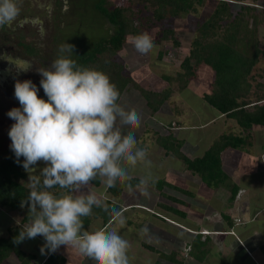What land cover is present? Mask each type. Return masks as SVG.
Segmentation results:
<instances>
[{
    "label": "trees",
    "instance_id": "trees-1",
    "mask_svg": "<svg viewBox=\"0 0 264 264\" xmlns=\"http://www.w3.org/2000/svg\"><path fill=\"white\" fill-rule=\"evenodd\" d=\"M207 1L209 0H124L120 5H112L108 0H99L97 12L114 26V31L110 36L95 42L91 49L81 53L76 62L79 66L104 72L116 86L120 96L124 91L128 92L131 85L144 97L152 115L159 112L176 92L184 91L192 80L197 79L203 65L209 66L212 69L213 80L210 90L203 95L204 100L215 110L235 119L243 133L237 135L230 132L217 136L204 154L196 157H189L185 153L184 141L178 139L173 132L159 134L156 142L166 154H172L182 161L186 169L200 175L209 186H218L227 180V174L223 169V153L227 149L249 145L253 126H264V82L261 80L264 77V68H258L259 63L264 60V49L261 48L257 37L258 25H264V10L258 11L256 5L246 3L248 0H215L217 6L207 18L198 22L195 37L188 49L182 53L180 70L173 75L163 73V77L173 85L162 91L146 88L129 77L126 74L128 66L119 57L129 36L146 34L145 27H150L154 22H163L169 18L179 17L183 13L197 12L198 7L204 6ZM232 3L240 5V9L233 10ZM148 11H151L150 16H144L143 13ZM157 37L155 41L160 46L157 55L159 61L166 59L168 44L171 43L172 47L178 50L182 45L171 27L162 29ZM22 162L23 157L17 162L13 151L0 158L2 207L18 209L21 207V200H25L29 194L28 180L26 181L28 175ZM140 179L141 177L134 176L128 181H117L115 187L107 190L119 197L129 185L131 188L143 187ZM155 180V184H149L148 188L159 191L165 200V202L160 200L158 205H162L166 211L185 215V211H178L175 204L179 200L168 190H180L184 193L187 190L166 178ZM90 183L97 187L102 184L99 177ZM52 191L59 193L62 190L56 188ZM236 195L237 191L231 194L232 201ZM104 201L110 207L115 206L119 211H123L122 205L118 202L111 199ZM25 206L28 208L27 204ZM155 216L166 221L162 216ZM99 218L103 222L102 229L113 222L106 212L94 206L92 214L82 218L84 230L90 232L93 220ZM28 223L27 212L20 224L11 225L8 228V235L0 237V264H5L11 256L18 259L17 264L34 263L37 255L24 250L26 239L14 243L22 226ZM144 246L159 253L154 264H181L176 251H160L149 244ZM206 246L207 240L196 237L190 244L189 254L202 262L207 257ZM67 260L68 257L57 249L54 253L51 252L42 264H66Z\"/></svg>",
    "mask_w": 264,
    "mask_h": 264
},
{
    "label": "clouds",
    "instance_id": "clouds-1",
    "mask_svg": "<svg viewBox=\"0 0 264 264\" xmlns=\"http://www.w3.org/2000/svg\"><path fill=\"white\" fill-rule=\"evenodd\" d=\"M18 0H0V27L10 25L19 14ZM141 55L154 51L148 34L129 37ZM74 46H60L61 55L51 66L37 69L40 86L47 99L38 96L31 80H17L14 95L20 107L9 110L14 121L9 130L10 148L17 162L28 173L38 162L45 166L39 176L29 175V194L21 200L28 205L29 223L22 226L14 243L34 239L45 240L41 253H54L60 246L72 247L95 264H129L128 241L116 231L84 230V217L93 207L101 208L113 222L125 224L123 213L110 207L95 191H83L97 177L106 189L117 181L131 179L129 169L138 164L151 167L146 151L137 146L136 137L122 134L120 125L138 128L141 118L135 110L126 111L119 103V91L102 71L82 67L70 58ZM68 53L69 55H63ZM32 64H14L16 71L27 72ZM42 177V179H41ZM149 173L140 179L143 195L148 197L149 184H155ZM59 188V193L52 191ZM131 190V185H129ZM63 190H67V193Z\"/></svg>",
    "mask_w": 264,
    "mask_h": 264
},
{
    "label": "rangeland",
    "instance_id": "rangeland-1",
    "mask_svg": "<svg viewBox=\"0 0 264 264\" xmlns=\"http://www.w3.org/2000/svg\"><path fill=\"white\" fill-rule=\"evenodd\" d=\"M108 1L112 5H120L122 2H124V0ZM90 2L91 0H80L79 2L81 4L80 10L82 13H78V30L77 27H65L67 29V33L71 32L73 35L78 33V42L81 45L80 49L78 50V56L84 51L91 49L95 42L109 36L110 32L112 34L114 31V26L109 23L102 15H100L97 12V7L95 5H91ZM246 3L256 5L258 11L264 10V0H248ZM217 4V1L209 0L204 6H199L197 12L183 13L179 17L169 18L163 22H154L150 25V27H145V33L152 38L155 45L154 51L147 55H141L135 49V47L129 42V37H131L129 36L124 49L119 53L120 59L123 60L128 66L126 68V74L149 89L165 90L172 86V82H168L163 77V73L173 75L176 71L180 70L182 53L188 49L191 40L195 37L198 22L207 18L209 14L215 9ZM240 7V5L232 3L233 10L240 9ZM143 14L144 16H150L151 11L144 12ZM165 27H171L175 30L177 36L181 40L182 45L178 50L175 47H172L171 43L168 44L166 47L168 51L166 59L159 61L157 59V50L160 49V46L156 44L155 40ZM259 28H261L260 32L258 31ZM257 34L259 40H262L260 45H264L263 24L258 25ZM258 68H264V60L259 63ZM212 80V69L207 65H203L201 71L199 72L198 78L193 80V85L190 87V89L173 95L168 103H165L157 115H152L150 113V109L148 108L144 97L138 91L133 89L130 83L128 84L130 85V90H128V92L124 91L121 94L119 104L124 107L126 111L135 110L141 118V123L138 128H129L128 126L120 125L118 121L117 126L120 127L122 134L131 132L136 137L137 146L140 147L141 144V148H143L146 153H149L146 156L149 157L147 160L151 161L150 168H145L143 164H138L135 169L130 168L129 174L131 177L137 175L142 176L143 173L145 175L151 173V175L156 179L158 178V175L165 171L164 169L167 168L166 164L163 163V165H160L157 162L159 159V155L157 154L158 145L155 140L156 135L153 133L154 128H152L151 125L154 121H156L155 118H158L160 121L166 123L170 120L171 116H177L176 111L177 113L182 111V114L179 117V122H182L183 125L195 126V128H197L196 126L202 125L205 119L208 117V114L206 113L205 109H203V101L197 97L201 96V92L209 91L207 89H210ZM213 111L214 109H212L211 112ZM216 127L217 125H212L211 127L201 126L196 130H189L192 129V127H187V130H185L184 133H187V135L190 137V140L189 143H186L185 145L186 151H188L190 155H193L197 152L202 153L205 148L209 147L210 142H214L212 138H216V134L218 132ZM163 131L165 132V130ZM7 149H10L9 142L0 140V158H3L9 154V150ZM44 166V162H38L36 166H33L34 169H31L29 173L26 171L28 175L26 181L29 179V175L39 176V172ZM168 176L170 178V174ZM226 183L227 180L220 186L223 190L228 189L229 183ZM135 189L137 188L135 187ZM138 189L142 191L143 187ZM89 191L97 192L98 195L102 196L103 200L111 199L115 202H118L122 206L126 205L125 198L121 196L116 197L110 194L103 184L97 187L90 183L83 191H77L69 194L81 195L87 194ZM65 192L67 193V191ZM168 192L170 193V190H168ZM149 193L150 195L148 197L140 194L137 195L135 201H140L143 203L146 202L150 206H145L143 208V205L139 204L143 209H129V212L127 209L123 213L126 221L124 225H120L117 222H112L106 228L102 229L104 231L114 230L119 235H121L122 238L128 241L129 248L127 251V256L129 259V264H154V262L158 259L159 253L149 250L144 246V244L152 245L158 250L165 252H170L169 249H171V246H169L170 236L172 235L171 225L169 223H163L162 219L159 217H156V219L161 222L156 221V219H154L155 217L151 218L154 216L153 214L150 216L154 208H157V200L158 202L159 200L165 202V200L161 199L162 196L160 193L156 192V194H159V196H156L151 192ZM159 208L162 212H168L162 209V205H160ZM9 209L11 208L0 206V237L8 235V228L12 225L11 223L13 220L22 222L24 214L28 212L27 207L24 209L22 208L21 212H19L17 209H14L11 210L12 213H9ZM130 220L132 223L129 226L128 221ZM102 223L103 222L100 218L93 220L89 231L93 232L96 230H101L100 227ZM137 224H139L141 227L137 226ZM37 238L42 240L40 241L41 244L38 243L39 241ZM43 243H45V240L39 235L34 239H28L26 242V250H34L33 253L37 255L34 264H40L41 261H44L41 260L44 257V254L41 253V246ZM58 251L64 253L68 257L69 264H95L93 258L79 254L77 250L72 247L67 248L66 246L62 245L59 247ZM188 252L189 247H187V250H185V255ZM48 253L50 252H48L46 249V256ZM10 262L12 261L10 260ZM13 264H15V262Z\"/></svg>",
    "mask_w": 264,
    "mask_h": 264
},
{
    "label": "crops",
    "instance_id": "crops-1",
    "mask_svg": "<svg viewBox=\"0 0 264 264\" xmlns=\"http://www.w3.org/2000/svg\"><path fill=\"white\" fill-rule=\"evenodd\" d=\"M260 29L258 30L259 32ZM260 42L262 43L261 39ZM261 48L264 49V45H261ZM261 80L264 82V77ZM192 82L193 80L184 91L190 89L193 85ZM155 91L162 90L155 89ZM206 92H201V96L197 97L203 101V109L208 114L202 125L196 126L197 128L183 125L182 122H179L182 111L180 113L176 111L178 118L175 115L171 116L166 123L155 118L156 121L151 126L154 128L153 133L156 137L159 134L165 135L173 132L178 139L184 141L183 150L185 153L189 157H196L203 155L212 143L210 142L209 147L205 148L202 153L197 152L190 155L186 151L185 146L190 140L187 133H184L187 127H192L189 130H196L201 126L211 127L212 125H217L218 132L216 137L230 132L241 135L243 131L235 119L229 118L215 110L204 100L203 95ZM178 93L176 92L174 95ZM212 109H214L213 112H211ZM251 134L252 139L249 145L227 149L223 153V169L227 174L226 184L229 183L228 189L225 190L220 187L222 184L209 186L200 175L186 169L182 161L172 154H166L158 146L157 154L159 159L157 162L160 165L165 163L167 166L164 169L165 171L158 175V178H166L171 183L187 190L184 193L180 190L170 189V194L179 200L175 204L176 208L178 211H185V215L169 211L162 212L160 211V206L157 205V208H154L150 216L153 214L154 216L151 218L155 217L154 219H156L155 215L162 216L166 219L165 222L162 220L163 223L171 225L172 235L169 243L171 249L169 251L178 252L177 257L181 264H264V126L254 125L251 129ZM214 139L213 137L212 140ZM140 147H142L141 144ZM146 158L149 159V157ZM144 176L146 175L143 173L139 177L142 178ZM148 191L159 196V194H156V192L159 193L157 190L148 188ZM236 191V198L232 201L230 198L231 194L236 193ZM139 194L143 195V191L138 188L135 189V187L131 188V190L126 188L123 191L121 197L126 199V205L122 206V213L127 209L129 212V209H143L145 206H150L146 202L135 201L136 196ZM156 203H158V200ZM139 204L143 205V208ZM25 207L27 206L20 207L17 210L21 212L22 208L24 209ZM11 210L14 209H9V213H12ZM156 221L161 222L157 219ZM20 223L13 220L11 224ZM131 223V220L128 221L129 226ZM137 226L140 225L137 224ZM196 237L201 240H207L208 253L206 259L202 262L189 254V252L185 255V250H187V247L190 249V244ZM37 239L38 243L41 244L40 241L42 240L40 238ZM27 240L26 238L24 250L34 252V250H26ZM50 253L47 256L44 254V259L42 258L41 260L45 261ZM44 261H41L40 264ZM68 261L69 259L66 264H69ZM14 262L17 264L18 259L15 256H11L5 264H13Z\"/></svg>",
    "mask_w": 264,
    "mask_h": 264
},
{
    "label": "flooded vegetation",
    "instance_id": "flooded-vegetation-1",
    "mask_svg": "<svg viewBox=\"0 0 264 264\" xmlns=\"http://www.w3.org/2000/svg\"><path fill=\"white\" fill-rule=\"evenodd\" d=\"M79 2L18 0V16L10 25L0 27V140L8 141L9 145L11 140L8 133L14 121L7 113L14 107H20L14 95L16 81L31 80L38 88V96L44 98L40 86L42 77L37 69L50 67L52 61L61 55L60 46L66 43L74 46L70 58L78 59L81 47L78 33H67L65 27H77L78 30V13H82ZM98 3L99 0L90 2L93 6ZM22 62L32 64L31 69L27 72L16 71L14 64ZM7 150L12 151L11 148Z\"/></svg>",
    "mask_w": 264,
    "mask_h": 264
}]
</instances>
